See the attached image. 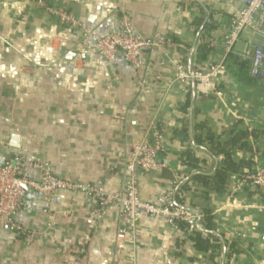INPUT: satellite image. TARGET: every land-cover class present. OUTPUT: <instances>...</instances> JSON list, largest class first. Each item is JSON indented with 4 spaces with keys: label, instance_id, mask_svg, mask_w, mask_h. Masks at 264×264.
Listing matches in <instances>:
<instances>
[{
    "label": "crops",
    "instance_id": "crops-1",
    "mask_svg": "<svg viewBox=\"0 0 264 264\" xmlns=\"http://www.w3.org/2000/svg\"><path fill=\"white\" fill-rule=\"evenodd\" d=\"M44 6L64 7L99 35L117 31L125 16L136 33L164 44L145 49L138 70L121 53L114 64L94 52L79 56L73 32ZM242 6L243 0H0V141L6 143L0 163L38 161L57 177L116 193L130 147L155 120L165 153L158 170L140 176V198L153 201L176 183L180 202L210 219L209 229L203 219L204 229L188 236L183 227L142 217L132 256L117 233L118 210L92 217L95 197L66 192L56 202L28 192L26 209L0 231V264H264V198L242 182L264 165V81L253 79L249 61L240 58L264 39L245 33L230 54L223 48ZM221 61L225 69L206 94L166 87L172 64L205 71ZM238 133L248 135L247 148L231 149V158L250 162L252 171L229 173L216 189L211 179L224 157L212 154L206 136L225 143ZM186 152L195 166L183 162Z\"/></svg>",
    "mask_w": 264,
    "mask_h": 264
},
{
    "label": "built area",
    "instance_id": "built-area-1",
    "mask_svg": "<svg viewBox=\"0 0 264 264\" xmlns=\"http://www.w3.org/2000/svg\"><path fill=\"white\" fill-rule=\"evenodd\" d=\"M38 3H40L38 1ZM44 10L56 23L73 32V43L79 56L96 53L103 61L114 64L119 53L124 61L134 69H139L141 53L148 48L160 47L163 39L149 41L136 33L127 17L123 16L117 31L99 35L90 29L85 21L69 13L64 7H45ZM249 33L264 39V0H243L241 9L235 12L230 31L223 37L225 56L232 52L239 38ZM241 60L249 61V75L258 81H264V45H249L240 54ZM224 61L208 67L205 71L186 70L182 63L172 64V76L166 84L181 85L188 90L192 84L200 94H206L213 88V81L225 69ZM6 143L0 141V154ZM165 153L164 136L155 120L146 125L142 137L134 142L124 161V181L119 192H107L101 183H73L69 179L53 175L45 165L38 161L23 165L12 160L0 163V231L12 225L13 218L24 211L28 192L38 194L45 200L58 202L59 193H81L97 198V208L92 217H101L108 209L119 211L123 225L117 233L126 237L131 255L139 249L138 225L142 217L162 219L170 227L180 229L188 235L202 231L203 215L192 212L180 202L176 183H173L153 201L146 202L139 195V178L158 170L159 158ZM40 172L38 178H32L28 170ZM259 192L264 198V165L259 166L251 175L242 179ZM264 211V203L262 205Z\"/></svg>",
    "mask_w": 264,
    "mask_h": 264
},
{
    "label": "trees",
    "instance_id": "trees-1",
    "mask_svg": "<svg viewBox=\"0 0 264 264\" xmlns=\"http://www.w3.org/2000/svg\"><path fill=\"white\" fill-rule=\"evenodd\" d=\"M204 128V127H202ZM247 134L245 133H238L232 139L229 141H226L225 143H214L213 137L211 135H207V140L212 144V154L214 156L222 155L224 157L222 163L218 168H216L214 174L212 175V183L214 186H216V189H221L223 182L226 178V175L229 173H238L240 168L244 167L247 168V170L250 172L252 171V164L250 162H240L235 163L231 158V152L230 150L233 148H247L245 142L247 138ZM183 162L186 165L189 166H195L196 159L191 156L189 152L184 153V159ZM204 223L206 224V229H209L210 219L208 217V214L204 216ZM181 227H184L181 225ZM196 246L203 242L199 235H196L193 239Z\"/></svg>",
    "mask_w": 264,
    "mask_h": 264
},
{
    "label": "water",
    "instance_id": "water-1",
    "mask_svg": "<svg viewBox=\"0 0 264 264\" xmlns=\"http://www.w3.org/2000/svg\"><path fill=\"white\" fill-rule=\"evenodd\" d=\"M193 89L195 88L194 84H192ZM12 147H18V137H12Z\"/></svg>",
    "mask_w": 264,
    "mask_h": 264
}]
</instances>
